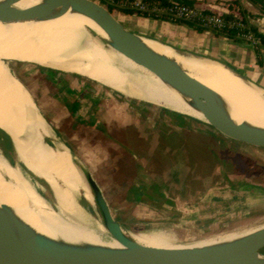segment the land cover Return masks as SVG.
Returning a JSON list of instances; mask_svg holds the SVG:
<instances>
[{"label": "bare ground", "instance_id": "bare-ground-1", "mask_svg": "<svg viewBox=\"0 0 264 264\" xmlns=\"http://www.w3.org/2000/svg\"><path fill=\"white\" fill-rule=\"evenodd\" d=\"M38 2L22 0L19 6L28 7ZM38 15L42 17L25 22L5 24L0 21V53L9 58L86 75L132 99L135 95L148 96L150 101L161 102L167 107L180 105L205 119L201 112L186 104L181 93L168 80L155 74V62L170 56L218 91L234 119L264 126V92L245 85L221 63L181 55L171 44L139 33L136 41L117 51L104 45L108 44L107 27L96 16L59 9H46ZM5 77L0 73V126L12 136L19 158L49 184L56 208L44 207L52 203L35 191V186L20 168L9 163L5 168L11 183H5L0 172V204L10 205L30 230L37 233L39 244L46 250L40 252L47 255L42 257L43 263L69 264L74 250L82 245H102L113 258L124 254L134 242L181 247L173 244L165 233H133L124 228L120 231L112 228L103 216L89 176L78 163V158L58 140L55 132L52 133L30 93L10 72L8 65ZM49 135L53 136L56 146L45 140ZM80 185L90 193L86 197L96 205L102 227L90 219L77 200ZM204 243L207 241L199 244Z\"/></svg>", "mask_w": 264, "mask_h": 264}, {"label": "rangeland", "instance_id": "rangeland-1", "mask_svg": "<svg viewBox=\"0 0 264 264\" xmlns=\"http://www.w3.org/2000/svg\"><path fill=\"white\" fill-rule=\"evenodd\" d=\"M104 2L115 7V14L121 17L120 10L125 9V6L109 1ZM124 25L130 27V22H124ZM104 45L109 48L107 43ZM5 60L17 59L0 53V73L3 77L8 65ZM10 66L13 73L35 95L38 103L47 102L48 106L54 104L52 107H61L68 99L73 100L68 91V88L73 86L79 93L84 92L83 97L87 99L84 105L88 106L85 114L90 119H98L96 115L100 105H102L100 115L109 116V113H115L116 119L113 118L105 123L99 122V126L95 128L87 127L84 124L85 120L77 121L75 116L69 115L63 117L65 124H53V132L58 135V140L69 148V145H72L73 150L70 149L76 158L82 159L91 168L109 200L115 218L126 231L165 233L171 237L173 244L183 246L217 238L227 233L240 232L264 223V216L250 219L253 212L245 210L247 206L230 208L216 213L217 217L212 218V213H215L217 209L212 207V185L214 184L212 176L216 174L222 178L221 172H225V161L230 155L235 156L239 151L241 147L237 144L244 143L224 137L209 123L203 121L204 118L195 116L180 105L171 108L161 102L150 101L148 96L135 95V99L129 98L83 74L68 71L46 72L41 71L38 64L16 61H10ZM124 116L129 117L127 123H123ZM166 117L169 120L167 130L161 126L162 121V124H165ZM59 118H61L60 114ZM212 132L216 136H212ZM135 135L142 136V139L139 142H133ZM152 137H155L158 142L157 149L153 151L147 147L151 143L149 138ZM47 140L51 145L56 146L53 136ZM98 141H103V146L100 148L95 146ZM82 143L85 145L82 146ZM136 153L140 155L139 158L133 157ZM0 156H2L0 161L3 160L2 163L0 162L1 177L5 183H11L5 168L9 162L2 153ZM258 162L253 164L258 177L255 175L252 177L249 172L247 178L245 176L242 178L264 184V163L260 160ZM26 175L35 186V191L37 190L52 203L44 207L56 208L49 184L42 178H35L27 173ZM133 181L143 186L157 182L170 195L189 201V206L186 207L189 210H199L193 213L195 214L193 219H184L175 207L169 209L170 211L157 206L155 209L146 203L135 205L133 208L129 207L131 204L125 202V193ZM78 187L80 191H78L77 200L82 203L90 219L102 227L96 205L86 197L90 193L83 186ZM233 200L235 201V198ZM261 204L264 206V201ZM223 215L228 219L219 221V225L212 227V220H220L219 217ZM106 236L109 237V234L106 233ZM262 251L264 252V248Z\"/></svg>", "mask_w": 264, "mask_h": 264}, {"label": "water", "instance_id": "water-1", "mask_svg": "<svg viewBox=\"0 0 264 264\" xmlns=\"http://www.w3.org/2000/svg\"><path fill=\"white\" fill-rule=\"evenodd\" d=\"M21 1L0 0V21L9 24L37 19L38 17H42L38 14L43 13L46 9L73 10L88 13L103 21L105 27H107L108 45L117 51L140 37L136 28L135 20L137 18L165 20L139 14L138 12H128L126 9L120 10L121 17H118L114 12L115 7L101 0H39L38 3L28 7H20L19 3ZM260 19H264V17ZM124 22H130V27L124 25ZM261 25L264 26V23H261ZM251 46L255 47L253 44ZM172 47L179 54L190 58L221 63L245 85L264 92L263 86L226 62L199 52L177 46ZM5 61L9 66L10 72L24 85L20 78L13 73L10 61L20 63L33 62L20 60ZM38 65L41 71H64L51 66ZM153 70L158 77L168 80L181 93L186 104L201 112L205 117L203 121L209 123L224 137L244 143L243 145L236 143L243 148L264 150V126L234 119L224 97L218 91L192 75L176 58L165 56L163 59H158L153 66ZM24 87L26 88L25 85ZM29 93L48 127L53 132L54 127L48 115L47 109L49 107L46 104L47 102L43 104L38 103L35 95L30 91ZM51 136L45 137V140L49 144L50 142L47 138ZM70 148L72 149L71 146ZM0 152L11 165L20 168L26 177L27 173L35 178H40L19 158L12 136L1 126ZM78 161L89 176L91 188L105 220L111 224L112 228L116 227L120 231L123 226L115 218L100 182L92 173L91 168L82 159ZM260 216H264V211L253 214L249 218L252 219ZM205 241L207 243L199 244V242L191 245H181V247H157L134 242L124 254L120 253L115 258L109 256L107 248L102 245H82L74 250L69 264H264V252L262 251L264 248V223L240 232L227 233ZM40 250L42 252L46 251L44 246L41 243L39 244L37 233L30 230L27 223L17 215L10 205L1 203L0 264H45L42 257H46L47 255H42Z\"/></svg>", "mask_w": 264, "mask_h": 264}, {"label": "crops", "instance_id": "crops-1", "mask_svg": "<svg viewBox=\"0 0 264 264\" xmlns=\"http://www.w3.org/2000/svg\"><path fill=\"white\" fill-rule=\"evenodd\" d=\"M197 6L210 12L223 13V14H239L245 12L248 17L249 24L258 28L259 31H264V7L256 0H195ZM239 5V6H238ZM262 20V21H261ZM137 33L146 35L152 38L159 39L163 42L169 43L172 46L195 51L212 58L226 62L245 74L247 77L264 87V46L259 45L252 47L251 43L240 42L230 37L226 33L215 29H197L187 23L172 22L169 20H158L149 18H137L136 20ZM259 22V23H257ZM73 100L64 102L61 107L48 106V115L52 122L65 124L64 118L66 116H75L87 127H98L99 122L105 123L108 120L116 119L115 113H109V116L102 114V105H100L97 111V120L90 119L86 116V107L84 105L87 102L84 92H78L74 90V87L68 88ZM60 111L61 118L58 119V112ZM57 117V118H56ZM123 123H127L129 117L124 116ZM107 119V120H106ZM122 119V118H121ZM139 119L137 123L139 125ZM161 126L166 130L169 125V120L166 117L165 124ZM66 126V125H65ZM212 136H216L212 132ZM142 136L135 135L133 142H139ZM121 139V138H120ZM151 143L147 146L148 149H157L158 142L155 137L149 138ZM68 144V143H67ZM125 144V142H124ZM69 145V144H68ZM85 144L82 143V146ZM72 147V145H70ZM97 148L103 146V141H98L95 144ZM199 148V147H198ZM236 155H230L225 161V172H221L222 178L214 174L212 180V207H217L215 213H212V218H216V213L227 211L230 208L238 206H247L245 210L253 212V214L259 213L264 210V184L258 181H249L246 176L249 172L252 177H258L254 163L260 160L264 163V150L256 148H239ZM83 154V153H81ZM139 154H135L133 157L139 158ZM255 161V162H254ZM257 161V162H256ZM260 163V162H258ZM254 164V165H253ZM256 173V174H255ZM245 176L246 178H242ZM136 179V178H135ZM156 188V189H155ZM157 190V191H156ZM235 198V201L233 200ZM192 201V200H191ZM125 202L129 207H135L142 203L155 206L161 209L168 210L175 207L181 213V217L192 218L199 209L186 208L189 206V201L181 200L179 197H174L162 188V185L157 182H151L148 186L137 184L133 181L130 184L125 193ZM192 202H195L193 200ZM187 204V205H186ZM134 205V206H133ZM137 210V208H135ZM191 211V212H190ZM192 213V214H190ZM227 216H220V220H212V227L219 225V221H223ZM262 217V216H260ZM256 217V219L260 218Z\"/></svg>", "mask_w": 264, "mask_h": 264}, {"label": "built area", "instance_id": "built-area-1", "mask_svg": "<svg viewBox=\"0 0 264 264\" xmlns=\"http://www.w3.org/2000/svg\"><path fill=\"white\" fill-rule=\"evenodd\" d=\"M121 5H130L136 11H154L171 16L174 20L190 22L206 29L220 31L234 30L235 36L244 42L259 46L260 39L255 35L250 24L240 15L227 18L226 14L210 12L197 5L185 4L178 0H170L167 5L149 4L144 0H123Z\"/></svg>", "mask_w": 264, "mask_h": 264}, {"label": "trees", "instance_id": "trees-1", "mask_svg": "<svg viewBox=\"0 0 264 264\" xmlns=\"http://www.w3.org/2000/svg\"><path fill=\"white\" fill-rule=\"evenodd\" d=\"M104 1H109V2H113V3H116V4H121L123 0H104ZM145 2L153 5V4H157V5H167L169 4V1L170 0H144ZM178 1H181L185 4H189V5H195L196 4V1L195 0H178ZM258 3H260L263 7H264V0H256ZM239 6V5H238ZM125 9L128 11V12H138L139 14H144V15H149V16H153V17H158V18H162V19H165V20H169V21H172V22H182V23H187L197 29H204V27L202 26H198V25H195L193 23H190V22H183V21H179V20H174L171 16H168V15H165L163 13H159V12H154V11H148V12H142V11H136L134 8H132L130 5H126L125 6ZM243 18H244V21H246L248 24H249V21H248V17L245 15V12H241ZM226 17L227 18H234L235 16L233 14H226ZM251 28L252 30L254 31L255 35L260 39V45H263L264 46V32H261L258 30L257 27L251 25ZM224 33H226L227 35H229L230 37L234 38L235 40L237 41H240V42H244L243 40L237 38L235 36L236 32L234 30H226V31H223Z\"/></svg>", "mask_w": 264, "mask_h": 264}]
</instances>
